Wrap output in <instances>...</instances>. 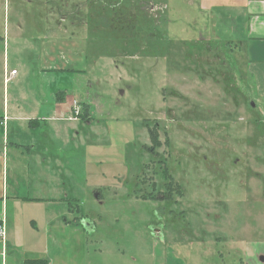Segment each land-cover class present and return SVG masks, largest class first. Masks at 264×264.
Segmentation results:
<instances>
[{"label": "rangeland", "instance_id": "1", "mask_svg": "<svg viewBox=\"0 0 264 264\" xmlns=\"http://www.w3.org/2000/svg\"><path fill=\"white\" fill-rule=\"evenodd\" d=\"M204 5L0 0V97L87 115L26 136L20 192L69 198L90 264H264V107Z\"/></svg>", "mask_w": 264, "mask_h": 264}, {"label": "crops", "instance_id": "2", "mask_svg": "<svg viewBox=\"0 0 264 264\" xmlns=\"http://www.w3.org/2000/svg\"><path fill=\"white\" fill-rule=\"evenodd\" d=\"M203 1L204 7L217 10L214 12L221 18V34L236 41L235 50L245 60L254 95L264 107V0ZM227 9L233 13L225 16L219 12ZM38 99L36 103L27 97H0V225L5 230L4 239L0 237V264H38L34 262L42 260L40 264H86L80 249L90 252L87 235L91 222H86L84 215H75V209L70 203L68 206L69 198L31 197L20 192V184L31 182L27 162L36 146L26 136L37 131L42 121L51 120L56 125L61 118L80 119L69 118L71 108L66 99L63 103L54 99L51 108L43 105L49 99ZM38 201L59 204L60 208L45 206L41 212H34L30 205ZM62 203L67 206L64 208ZM72 247L79 248V252L74 254L69 250Z\"/></svg>", "mask_w": 264, "mask_h": 264}, {"label": "built area", "instance_id": "3", "mask_svg": "<svg viewBox=\"0 0 264 264\" xmlns=\"http://www.w3.org/2000/svg\"><path fill=\"white\" fill-rule=\"evenodd\" d=\"M16 73H17V72H16L15 69H13V70L11 71V74H16ZM9 79H10V77L7 76L6 79H5V82H7ZM4 236H5V230H4V227H3V225H0V237H1V240L4 239Z\"/></svg>", "mask_w": 264, "mask_h": 264}, {"label": "trees", "instance_id": "4", "mask_svg": "<svg viewBox=\"0 0 264 264\" xmlns=\"http://www.w3.org/2000/svg\"><path fill=\"white\" fill-rule=\"evenodd\" d=\"M85 115L86 114H84V115H82V114H80V118H83L84 117V119H87L86 117H85ZM83 116V117H82ZM87 116V115H86ZM151 132H152V130H151ZM152 139H153V141H156V138H155V135H154V133L152 132ZM43 262V260L42 261H40V262H34V263H38V264H40V263H42ZM31 263H33V262H31Z\"/></svg>", "mask_w": 264, "mask_h": 264}, {"label": "water", "instance_id": "5", "mask_svg": "<svg viewBox=\"0 0 264 264\" xmlns=\"http://www.w3.org/2000/svg\"><path fill=\"white\" fill-rule=\"evenodd\" d=\"M254 105V104H253Z\"/></svg>", "mask_w": 264, "mask_h": 264}]
</instances>
